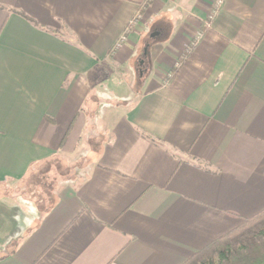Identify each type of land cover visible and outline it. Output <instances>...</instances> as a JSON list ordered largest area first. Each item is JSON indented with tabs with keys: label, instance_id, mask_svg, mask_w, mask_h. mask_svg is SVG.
<instances>
[{
	"label": "crops",
	"instance_id": "1",
	"mask_svg": "<svg viewBox=\"0 0 264 264\" xmlns=\"http://www.w3.org/2000/svg\"><path fill=\"white\" fill-rule=\"evenodd\" d=\"M214 1L0 0V264H183L264 212V0Z\"/></svg>",
	"mask_w": 264,
	"mask_h": 264
},
{
	"label": "rangeland",
	"instance_id": "2",
	"mask_svg": "<svg viewBox=\"0 0 264 264\" xmlns=\"http://www.w3.org/2000/svg\"><path fill=\"white\" fill-rule=\"evenodd\" d=\"M143 45L144 43L138 52V57L132 62V70L128 72L130 77H138L139 70L144 71L153 65L154 52L158 46H153L149 53L150 56H144L141 67L138 66L142 59ZM85 157L86 155L79 151L69 158H58L51 163L40 166L36 176L32 177L29 182H23L17 187L13 186L11 190L27 194L29 202L34 207L37 205L40 210H46L56 200L61 188L79 178V174L82 172L81 168L86 164Z\"/></svg>",
	"mask_w": 264,
	"mask_h": 264
},
{
	"label": "trees",
	"instance_id": "3",
	"mask_svg": "<svg viewBox=\"0 0 264 264\" xmlns=\"http://www.w3.org/2000/svg\"><path fill=\"white\" fill-rule=\"evenodd\" d=\"M183 264H264V212L245 220Z\"/></svg>",
	"mask_w": 264,
	"mask_h": 264
},
{
	"label": "built area",
	"instance_id": "4",
	"mask_svg": "<svg viewBox=\"0 0 264 264\" xmlns=\"http://www.w3.org/2000/svg\"><path fill=\"white\" fill-rule=\"evenodd\" d=\"M223 0H215L213 3V10L211 11V17H213L214 15L217 14V10L218 8L222 5ZM137 21V19H135V21H133L132 24H134ZM122 40H124V38H122Z\"/></svg>",
	"mask_w": 264,
	"mask_h": 264
}]
</instances>
